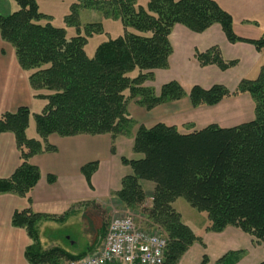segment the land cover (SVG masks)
Wrapping results in <instances>:
<instances>
[{
  "label": "trees",
  "instance_id": "16d2710c",
  "mask_svg": "<svg viewBox=\"0 0 264 264\" xmlns=\"http://www.w3.org/2000/svg\"><path fill=\"white\" fill-rule=\"evenodd\" d=\"M11 1L17 9L0 15V38L13 50L35 98L46 104L39 114L22 107L0 116V135H13L19 155L13 175L0 179V195L29 201L40 179L30 159L54 152L47 142L50 136H110L112 152L117 138L131 136L132 152L141 158L121 159L131 174L122 179L115 198L124 210L142 211L149 227L160 229L150 232H159L166 239L162 264H178L193 244L201 243L172 207L179 198L205 213V231L220 233L232 227L264 245V70L255 80H242L232 93L220 85L209 89L194 86L186 93L172 81L156 94L146 85L153 82L155 71L168 68L170 35L177 25L195 34L219 25L229 43H248L258 52H264V39L238 37L231 16L213 0H148L145 7L136 6L137 0H81L82 6H71L66 23L77 22L79 8H90L120 21L123 29L121 36L100 44L89 58L85 53L87 37L99 33L101 26L86 25V37L67 38L65 29L52 26L50 17L40 13L36 0ZM194 60L202 68L215 66L221 71L236 65L225 61L217 47L195 51ZM243 94L254 103V118L232 128L209 125L190 133L162 123L147 128L128 113L132 104L151 111L188 98L193 108L213 107ZM31 117L37 138L26 136ZM95 167V163L83 167L86 179ZM143 182L154 186L150 208L145 210ZM46 220L50 217L30 210L12 215L11 225L25 231L30 240L26 261L61 264L80 258L60 248L41 250L37 231ZM240 256L230 253L216 264H235ZM202 263H206L205 257Z\"/></svg>",
  "mask_w": 264,
  "mask_h": 264
},
{
  "label": "crops",
  "instance_id": "0c3cea01",
  "mask_svg": "<svg viewBox=\"0 0 264 264\" xmlns=\"http://www.w3.org/2000/svg\"><path fill=\"white\" fill-rule=\"evenodd\" d=\"M238 29H233L238 37L256 40L257 34L252 32L250 27L239 26ZM170 43L172 55L168 68L154 72L152 87L156 94H159L163 85L172 81L177 82L186 93L194 86L209 89L214 85L223 86L232 93L242 80H255L261 70H264V52H258L248 43H229L219 25H213L201 34L192 33L177 25L170 35ZM7 46L0 38V116L14 113L22 107L31 111L33 101L39 100L29 87L26 74L19 68L13 50ZM211 47H217L225 61H234L236 65L226 71H221L215 66L200 67L194 60L195 51L204 52ZM247 96H231L213 107L193 108L188 98L162 104L151 111L132 104L128 106V113L138 125L147 128L157 123L174 126L182 133H188L184 130V124L192 126L189 127V132L201 130L209 125L232 128L248 123L254 118L251 110L247 114L229 113L230 110H235L232 106L237 102L233 100L246 98L250 106ZM223 108L227 109V115L222 117L220 123L201 125L205 112ZM252 108L254 113V105ZM243 115L247 116L246 120L237 118L244 117ZM47 142L54 148V152L30 159V164L38 169L40 179L30 193L29 201L13 195H0V264H29L24 253L30 245V240L25 231L11 225L12 215L16 211L30 210L32 213L50 217V220L38 225L41 250L60 248L72 257H83L98 251L103 245L110 221L119 211H124L115 194L120 190L122 179L129 176L131 170L121 163V159L141 158L132 152L131 136L117 138L113 152L112 140L106 135L71 138L53 135ZM91 163H95L96 167L89 174L88 180L82 169ZM18 166L19 155L13 135L1 134L0 179L10 178ZM142 187L144 191L145 187L154 189L152 184L145 182ZM146 197L149 198L147 195ZM74 225L79 227L78 237L81 242L68 237L63 244L56 235L46 243L47 231L59 234ZM200 240L201 243L193 244L182 259L191 256L190 250L195 247V256L198 258L201 255L199 264H203V257L206 259L205 264H216L219 259L230 253H241L235 264L264 263V245L256 244L250 236L235 228L228 227L220 233L205 231Z\"/></svg>",
  "mask_w": 264,
  "mask_h": 264
},
{
  "label": "rangeland",
  "instance_id": "374dc122",
  "mask_svg": "<svg viewBox=\"0 0 264 264\" xmlns=\"http://www.w3.org/2000/svg\"><path fill=\"white\" fill-rule=\"evenodd\" d=\"M86 2V0H84ZM90 1V0H88ZM93 1H101V0H93ZM103 1V0H102ZM216 2L219 7L224 8L226 12L228 11L229 15L232 18L233 29L239 30V26L250 27L252 32L256 33V40L264 39V0H213ZM148 0H137L136 6L145 7ZM40 13L50 17V23L52 26L56 28L65 29L67 38L74 37L77 34L86 37L87 33L85 30L86 25L98 24L101 26L99 33H93L91 37H87V44L85 46L86 55L91 58L96 50V48L107 41L108 39H116L123 34V29L120 21L115 20L113 18L104 17L99 10L90 9V8H79L77 11L78 20L75 23H66V17L71 14V6L73 4L83 5V1L81 0H36ZM13 4L11 0H0V15H8L17 7ZM14 7V8H13ZM221 8V9H222ZM77 24V26H76ZM77 27V28H76ZM78 31V32H77ZM80 31V33H79ZM8 47V46H7ZM264 64V61H263ZM27 77V76H26ZM147 86H152L151 83H147ZM250 102V106H248L247 99H236L233 102H237L232 107L235 110H230L231 112H240L246 113L251 110V114L253 117V101L251 97L247 96ZM45 101H41L40 99L37 101H33L31 113L39 114L41 113L43 107L45 106ZM130 108V107H129ZM233 109V108H232ZM227 115V109H215L209 110L203 114L201 125H208L214 122H219L222 120V117ZM244 116V115H243ZM243 120L247 119V116L237 117ZM179 122V121H178ZM239 122V121H238ZM200 125V124H199ZM200 125V126H201ZM205 125V126H206ZM185 132L190 133L189 127H192L188 124L183 125ZM195 131V130H194ZM192 132V130H191ZM36 129L34 124L33 117L29 120V126L26 130V136L28 138L36 137ZM125 156H128L125 154ZM154 190V189H153ZM152 188L149 189L145 187V195H147L150 199L152 198L153 193ZM147 193V194H146ZM146 197L143 209H149L151 205V200ZM173 209L178 213L181 217V222L188 226L197 237H203L205 232V227L208 225V220L205 213H201L196 209H193L189 206V204L182 198L177 199L173 204ZM142 212V211H140ZM139 211H119L116 217L126 216L130 217L136 224V226L141 230L151 231V229H159L157 226L153 228L149 227L150 222L145 219V217ZM160 231V229L158 230ZM159 233V232H158ZM57 235L65 244V239L68 237L76 238L77 242H81L79 239V227L72 226L70 228L64 229V231L59 234L55 232L46 233V243L50 242L51 238H54ZM196 250L195 247L190 250L191 256H187V258H181L178 264H199L198 260L201 258L199 255L198 258L195 256Z\"/></svg>",
  "mask_w": 264,
  "mask_h": 264
},
{
  "label": "built area",
  "instance_id": "2783aa9c",
  "mask_svg": "<svg viewBox=\"0 0 264 264\" xmlns=\"http://www.w3.org/2000/svg\"><path fill=\"white\" fill-rule=\"evenodd\" d=\"M166 245L158 232L139 229L130 217L115 216L98 251L61 264H162Z\"/></svg>",
  "mask_w": 264,
  "mask_h": 264
}]
</instances>
